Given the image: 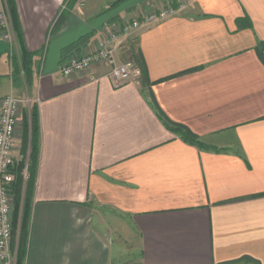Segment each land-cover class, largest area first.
Wrapping results in <instances>:
<instances>
[{"label": "crops", "instance_id": "0c3cea01", "mask_svg": "<svg viewBox=\"0 0 264 264\" xmlns=\"http://www.w3.org/2000/svg\"><path fill=\"white\" fill-rule=\"evenodd\" d=\"M177 1L4 0L0 102L29 99L15 155L35 175L23 264H119L133 247L141 264H264V0ZM166 3L175 15L117 47L138 79L116 86L103 63L61 73L111 25Z\"/></svg>", "mask_w": 264, "mask_h": 264}, {"label": "built area", "instance_id": "2783aa9c", "mask_svg": "<svg viewBox=\"0 0 264 264\" xmlns=\"http://www.w3.org/2000/svg\"><path fill=\"white\" fill-rule=\"evenodd\" d=\"M179 7L183 1L178 0ZM150 11L136 18H124L111 25L98 40L95 49L82 54H72L61 64L60 71L70 77L74 74L87 73L94 64H107L111 67L110 78L116 86L132 82L142 74L140 67L133 61L121 62L117 59L116 50L122 37L142 25H150L176 14L178 7L174 3L163 6L150 4ZM0 32L2 38L12 42L11 20L0 0ZM29 99L15 95H6L0 102V264H17V250L13 249L14 209L16 203L15 183L21 162L15 155L17 132L22 124L21 111ZM26 181L29 173L24 163L21 169Z\"/></svg>", "mask_w": 264, "mask_h": 264}, {"label": "trees", "instance_id": "16d2710c", "mask_svg": "<svg viewBox=\"0 0 264 264\" xmlns=\"http://www.w3.org/2000/svg\"><path fill=\"white\" fill-rule=\"evenodd\" d=\"M11 1V0H8ZM9 4H11L9 2ZM11 7V5H10ZM11 13H12V19L13 23L16 26L15 23H17V18L14 10L11 8ZM92 34H87L81 37L78 41L74 42L70 46H68L64 51H69L71 49L76 48L77 46L83 45L86 43ZM262 56L264 59V46L262 47ZM22 66L24 69L28 70V66L30 64V55L22 50ZM139 66V65H138ZM142 74L144 73V69L140 67ZM178 127L175 128L176 132H178L182 138L190 143L193 144H199L197 140V135H195L190 129L182 126V125H177ZM32 127H33V135H37L38 131V114L37 111H34L33 113V120H32ZM36 137V136H35ZM37 151H38V144L36 140L34 139L33 142V147H32V153L31 157L34 162L37 159ZM24 163H21L19 167V172L17 175V180L15 183V192H16V203H15V211H14V235L18 237V259H17V264H23L24 261V256L26 252V240L28 237V228H29V219H30V195L33 191L34 187V173L33 171L28 167V173L29 176L27 180L25 181L23 179V176L21 174V169L23 168ZM24 184H26L25 188V194H24V202L21 204L22 199H23V189H24Z\"/></svg>", "mask_w": 264, "mask_h": 264}, {"label": "rangeland", "instance_id": "374dc122", "mask_svg": "<svg viewBox=\"0 0 264 264\" xmlns=\"http://www.w3.org/2000/svg\"><path fill=\"white\" fill-rule=\"evenodd\" d=\"M119 264H141V257L138 248H131V250H129L127 254L119 259Z\"/></svg>", "mask_w": 264, "mask_h": 264}]
</instances>
